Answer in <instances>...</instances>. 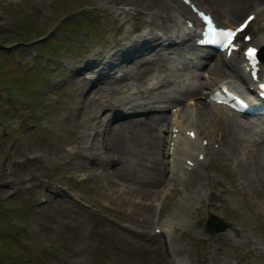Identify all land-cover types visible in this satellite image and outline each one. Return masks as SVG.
Listing matches in <instances>:
<instances>
[{
  "label": "rangeland",
  "instance_id": "374dc122",
  "mask_svg": "<svg viewBox=\"0 0 264 264\" xmlns=\"http://www.w3.org/2000/svg\"><path fill=\"white\" fill-rule=\"evenodd\" d=\"M110 1L129 3L131 10L143 4L154 16L151 22L166 32L162 27L172 13L165 11L159 0H0V264H229L236 258L234 264H264V168L257 163L260 154L254 155L252 148L239 153L244 164L241 168L234 158L223 160L217 155L222 152L219 142L218 148L211 145L216 148L212 161L196 168V174L205 178L196 195L199 198L192 195L195 199L185 213L190 222L180 223L183 228L170 230L173 218L168 210L173 207H161L165 218L160 226L172 235L168 248L179 249L172 258L151 230L150 214L156 211L158 198L152 209L148 207L155 193L147 196L132 182L128 185L135 190L123 189L122 170V175L120 171L116 176L99 175L73 167L69 156L63 160L61 151L70 146L67 139L73 132H81L76 119L90 107L71 86L75 80L81 81L86 71L78 76L69 67L77 68L78 61L121 38L115 36L130 33L131 15L121 16L122 27L117 32L111 18L117 12L110 11L109 16L101 11L100 5ZM198 1L213 10L222 0ZM221 7L224 9V3ZM143 14L138 13L146 23L143 20L151 15L144 14L145 18ZM170 64L176 68L169 74L172 83L186 79L192 68L183 57L173 58ZM178 71L182 75H176ZM84 84L90 85L91 80ZM129 85L127 91H133L134 84ZM120 94L110 96L128 100L127 92ZM119 107L114 106L113 113L107 111L108 119ZM115 120L110 119V124ZM31 153L33 157L28 158ZM162 161L157 168L165 167ZM147 165L136 153L128 155L121 167H130L143 177L151 169ZM55 188L60 192L52 196L49 190ZM208 213L228 221L231 235L238 225L251 240L236 242L229 240V234L204 229L201 222ZM144 214L149 220L141 219ZM138 230L150 234L148 241ZM255 239L257 243L252 244ZM151 245L161 247V258ZM208 248L217 258L213 263Z\"/></svg>",
  "mask_w": 264,
  "mask_h": 264
},
{
  "label": "bare ground",
  "instance_id": "6f19581e",
  "mask_svg": "<svg viewBox=\"0 0 264 264\" xmlns=\"http://www.w3.org/2000/svg\"><path fill=\"white\" fill-rule=\"evenodd\" d=\"M169 1L174 3V0H167V2ZM251 1L258 0H229L224 3V10H227L228 12L233 11L235 15H238L239 12H241V8L250 4ZM180 8L185 11L183 6ZM143 13L150 14L151 10L146 9ZM218 13L220 12L218 11ZM152 19H154V16L151 15L147 21L143 20V22H150ZM154 25L156 24L147 26L146 29L141 30L136 36L128 37L127 34L124 33L119 40L110 41L111 43L105 45L102 50L93 51L85 60L78 61L77 68L72 69L70 68L72 67L71 65L68 69V67L65 66L66 69L73 70L78 76H80V72L83 70L86 71V74L81 76V81L74 79L75 81L73 80L74 82H72L71 86L76 88L77 94L80 93L83 96V99L85 98L86 101L90 103V107L83 111L80 118L76 119L81 132H73L72 136L67 139L66 143V145L68 144L70 146L65 147V152L61 151L62 156H65L64 160L69 156L74 160L72 166L75 168L77 167L78 169H90L97 174L99 173V175L100 173L107 172L106 174L110 176H116V173L119 171V174H121L122 170L125 175L123 176L125 181L123 183V189L125 187L126 190H132L133 186L131 188V186L128 185V183L132 182V184L136 185L138 191L141 190V192L147 196L155 193L153 198L158 194L157 191H160V188L157 189L155 187H158L162 183H169V195L174 196V193L179 192L181 189L177 186L178 181L183 180L184 175L191 177L195 168L189 169L188 171L181 170V172L176 168L167 172V169L164 166L156 167L158 161L160 162L161 159H163L162 162L165 163L163 157V145L166 141V134H154L152 132L155 128V124L163 118L162 113L144 112L140 116L126 117L124 113L120 114L118 112L117 115L114 113L110 116L112 120L116 119L112 125V123L110 124V119H108L107 111L112 112L114 106H120L122 108L126 106L132 109L134 106L143 107L144 104L153 103L157 99L163 102L167 101L166 104L172 101L174 102L178 99V96L173 95L174 91L194 94L200 88L207 86L209 81L214 77L213 75L218 74L219 72H227V75L232 78H237V76H239L244 80H250L249 75L244 76L243 71L236 67L235 62H231L229 59L222 60L219 58L216 64L214 62H207L206 69L211 73L207 78L198 77L193 71H191L189 72L190 81L192 83L191 86L179 88V85L174 83L169 85V82L172 83L169 74H171L174 69L169 67L165 61L174 56V54L182 55L184 50L188 49V47H194L193 43L190 42V36L193 33L188 29H183L181 26L175 27L174 30H170L168 27H170L171 24L162 27V30H166V32H161L159 30H154ZM126 32L128 33V30ZM171 35H175V38ZM163 37L165 38L164 40L161 39ZM253 40L257 45H261L264 43V36L256 37ZM151 41H153V43H151ZM153 68L155 69V72L151 75ZM103 69L104 71L102 72ZM131 69L134 70L135 75H132V77L129 75L126 76ZM115 70H119V75L114 76L113 72ZM152 76H155L156 78L154 81L155 85H143L146 81L152 78ZM132 79L137 80L138 84L142 85L140 89H136L133 92L134 95L141 100H131L132 98L130 97H127L128 100H123V98H119L118 95L110 96L112 93L122 92L123 89L128 87V84L132 83ZM90 80V85H86L85 87L82 86V84L89 82ZM129 94H132V92ZM146 97L150 99H147ZM192 104L194 107H185L184 112L181 113V120L179 122L175 121L178 126V131L176 132V137L173 143V154L175 156L181 155L182 153L187 154L190 150L188 144H183L179 138L186 137L187 141H191L194 144L197 142L196 137L191 139L184 134V129L196 126V136L198 132H204L200 138L203 135H210V139L214 138L213 136L217 138L220 144V149L222 150V152H217V155L220 154L223 160L228 156L229 160L234 158V163L242 168L244 167V164L239 153L246 154V152H249L252 148L255 152L254 155L260 154L261 157L257 158V163H260V167L264 168V142H262V138H256L261 133V128H259L260 122L251 120L248 116H238L237 113H233L221 105L215 104L210 106L206 102H202L200 99H195ZM97 112H99V115H97ZM192 113L194 116L191 115ZM183 117H185V119H183ZM166 126L169 125L167 124ZM210 127L212 130L207 132V129H210ZM167 130L169 132V127ZM200 146L205 149L208 148L206 145ZM63 148L64 146L62 147V150ZM208 149L210 152L214 151L212 148ZM136 153L145 161L146 165L149 164L147 167L151 168L143 177L133 172L130 167H127L130 170L122 168L124 167L125 158L130 154ZM176 165L178 167V163ZM147 167L144 166L145 169ZM194 183L191 192H199L200 187L203 185L200 176H194ZM184 185L183 181L182 189L185 190V195L181 196V199L179 200H173L172 204L175 206L176 210H170V216L177 220L175 224L176 227H179V222L183 220V210L190 208L189 206L192 203V196L188 194L189 191H187ZM151 204L152 202L150 201L149 205L151 206ZM150 206L148 208H150ZM186 213L188 212L186 211ZM147 216L148 214H144L141 219L147 221L149 220ZM232 230L234 235L237 233L236 235L240 236L238 238H240L241 241H248L249 238L246 235L239 233L238 227H233ZM139 234H143L144 239L148 241L150 234L141 232V230ZM227 238H229V236ZM143 245L146 246V244ZM170 248L173 252L179 250L174 249V246L172 245ZM150 249H155L157 252L156 257L161 258L162 250L160 246L151 245ZM228 251L229 250H227V252Z\"/></svg>",
  "mask_w": 264,
  "mask_h": 264
},
{
  "label": "snow or ice",
  "instance_id": "6c2138e0",
  "mask_svg": "<svg viewBox=\"0 0 264 264\" xmlns=\"http://www.w3.org/2000/svg\"><path fill=\"white\" fill-rule=\"evenodd\" d=\"M205 19H209L207 17H205ZM252 17H249L248 20H246L241 26L240 28L236 29V30H232V29H227V30H220V31H215L214 29H210L211 31H213L214 35L219 36L222 41L224 42V46L225 47H231L233 46V39L236 36L237 32L242 31L249 23L250 20H252ZM209 23H211V21L209 20ZM245 39H248L247 37ZM257 53V49L255 48H249L246 52V55L249 58H255V55Z\"/></svg>",
  "mask_w": 264,
  "mask_h": 264
}]
</instances>
